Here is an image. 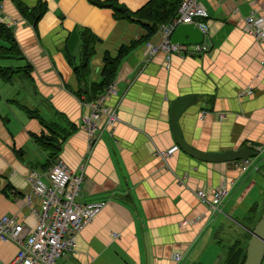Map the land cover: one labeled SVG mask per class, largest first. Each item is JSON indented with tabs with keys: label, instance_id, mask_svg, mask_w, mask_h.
Segmentation results:
<instances>
[{
	"label": "crops",
	"instance_id": "1",
	"mask_svg": "<svg viewBox=\"0 0 264 264\" xmlns=\"http://www.w3.org/2000/svg\"><path fill=\"white\" fill-rule=\"evenodd\" d=\"M16 1L26 14L0 0V47L13 45L0 53V215L15 216L28 234L39 204L35 195L24 202L28 176L46 181V169L59 159L82 174L75 200L104 204L54 264H224L235 241L246 249L264 205V45L242 26L249 14L264 17V0H197L206 12L198 21L202 42L177 53L157 50L148 59L146 43H159L181 0L171 13L165 0L150 37L142 24L151 21L133 15L149 0ZM38 3L43 11L30 12ZM112 6L128 14L115 17ZM132 42L115 67V92L102 102L116 112L109 126L104 113L91 116V102L105 88L86 98L95 94L90 85L101 78L103 57ZM83 59L79 81L73 67ZM83 81L87 93L77 92ZM183 95L195 97L178 118L185 142L209 153L247 148L255 155L244 171L241 160L201 162L174 144L168 108ZM84 117L93 124L91 137ZM258 158L263 162L253 171ZM219 187L225 194L213 208L195 195L201 190L211 199ZM16 250L14 242L0 241V264Z\"/></svg>",
	"mask_w": 264,
	"mask_h": 264
},
{
	"label": "built area",
	"instance_id": "2",
	"mask_svg": "<svg viewBox=\"0 0 264 264\" xmlns=\"http://www.w3.org/2000/svg\"><path fill=\"white\" fill-rule=\"evenodd\" d=\"M205 16L206 12L197 0H181L177 16L171 20L170 24L161 27L159 43L155 45L146 43V58L153 56L157 50H163L167 54L184 50V45L169 42L171 31L178 23L204 26V23L198 21ZM242 31L264 45V17L247 15L243 20ZM203 49V47H197V50ZM114 92L113 83L110 82L103 93L91 102L93 107L91 116L94 118L98 112L104 113L105 122L109 126L116 121V112L112 107L104 109L102 102L105 97ZM82 121L91 137L93 124L87 117H84ZM168 154H170L169 150L160 152L162 157ZM250 162L248 157L241 160L237 165L238 169L244 171ZM45 178L46 181L35 173H30L28 176L30 193L24 195V202L30 204L31 195L39 199L36 221L28 234L24 235L23 226L15 216L0 215V241L10 240L17 245L16 252L6 264H54L59 256L73 250L76 234L103 207L102 201L78 202L75 200L82 174L70 172L61 160L56 159L48 166ZM224 194L223 187L216 188L211 199H207L201 190L195 192L197 198L203 203H208L211 208ZM174 258H177V254Z\"/></svg>",
	"mask_w": 264,
	"mask_h": 264
},
{
	"label": "water",
	"instance_id": "3",
	"mask_svg": "<svg viewBox=\"0 0 264 264\" xmlns=\"http://www.w3.org/2000/svg\"><path fill=\"white\" fill-rule=\"evenodd\" d=\"M203 32L193 23H178L170 33L169 42L179 45H196L202 42ZM195 103L193 95H183L174 99L168 108L169 126L174 144L187 156L201 162H231L253 157L254 152L237 147L221 152L209 153L198 150L181 136L178 118L182 112ZM264 255V205L260 217L250 231L242 264H261Z\"/></svg>",
	"mask_w": 264,
	"mask_h": 264
},
{
	"label": "trees",
	"instance_id": "4",
	"mask_svg": "<svg viewBox=\"0 0 264 264\" xmlns=\"http://www.w3.org/2000/svg\"><path fill=\"white\" fill-rule=\"evenodd\" d=\"M11 1H12L13 5L17 8V10L21 14H26L28 12V10L23 5H21L18 1H16V0H11ZM177 1L178 0H171V6L167 10L168 13H171L174 10V6L176 5ZM164 3H165V0H149L143 7L138 9L133 14L135 17H137L139 19H145V20L151 21L150 25H147L144 23L142 24L144 26V28L146 29V37L147 36L150 37V35L156 31V29L158 27L156 22L159 21L157 18H158V16H161V12L159 11V9H160V7H162L164 5ZM112 8H113V12L115 14V17L117 15L124 17L125 15L128 14V12L122 7L112 6ZM43 9H44V3H38L37 7L34 9H31L30 12H36L37 11L38 14H40L43 11ZM3 33H4V37L8 41H11V36H10L9 32L7 31V29H5L3 31ZM136 43L137 42H132L126 48H119L117 55L114 57H110L107 55H105L103 57V65H102V68L100 70L101 78L97 82H91V85H90L91 88L93 89V91L95 92V94L89 96V98H86V100H91V99L95 98L97 96V94H99L111 82L114 71H115V67H116L119 59L125 53H127L130 48L134 47V45ZM11 44L12 43H10V46H8L9 49H4V48L0 47V53H4L5 51H8L11 48H13V45H11ZM88 44H89L88 36L83 35L82 40H81V53H82L83 57H86L90 53L89 49H88ZM73 72H74V74L78 80L85 78L84 77L86 75L85 59H83L78 66L73 67ZM0 73H2L1 70H0ZM83 83H84V81L82 82L81 87L79 88V90H77V92L87 93V91H85V89H84ZM31 113H33V112H31ZM48 129L51 130V128H48ZM35 141H37L38 143H41L43 141H47V146L52 144L51 139L46 138L44 136H38V138L36 136ZM247 236L249 238L250 235H247ZM226 250H227V252L225 255V259H224V264H242L243 259H244V255H245V247H241L239 241H235Z\"/></svg>",
	"mask_w": 264,
	"mask_h": 264
},
{
	"label": "rangeland",
	"instance_id": "5",
	"mask_svg": "<svg viewBox=\"0 0 264 264\" xmlns=\"http://www.w3.org/2000/svg\"><path fill=\"white\" fill-rule=\"evenodd\" d=\"M256 165L255 164H251V166H250V168L251 169H253V171H255L258 167H257V165H261L262 164V162H263V160H262V162H261V159H257L256 160ZM262 168V172L264 173V165L261 167ZM260 186V188L262 187L263 188V190H264V180L260 177V184H259ZM252 191V190H251ZM250 191V192H251ZM254 193V189H253V191L249 194V195H251V194H253ZM261 213V212H260ZM207 264H210V262L209 263H207Z\"/></svg>",
	"mask_w": 264,
	"mask_h": 264
}]
</instances>
